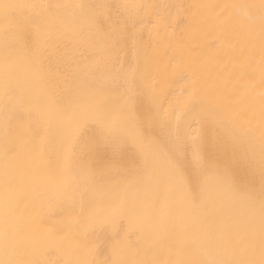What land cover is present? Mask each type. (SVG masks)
<instances>
[{"label": "bare ground", "instance_id": "1", "mask_svg": "<svg viewBox=\"0 0 264 264\" xmlns=\"http://www.w3.org/2000/svg\"><path fill=\"white\" fill-rule=\"evenodd\" d=\"M0 264H264V0H0Z\"/></svg>", "mask_w": 264, "mask_h": 264}]
</instances>
